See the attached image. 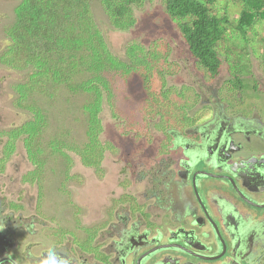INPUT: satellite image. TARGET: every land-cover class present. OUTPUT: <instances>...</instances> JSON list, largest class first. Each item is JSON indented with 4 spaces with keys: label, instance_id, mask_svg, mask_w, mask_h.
Here are the masks:
<instances>
[{
    "label": "rangeland",
    "instance_id": "374dc122",
    "mask_svg": "<svg viewBox=\"0 0 264 264\" xmlns=\"http://www.w3.org/2000/svg\"><path fill=\"white\" fill-rule=\"evenodd\" d=\"M20 2L0 0V56L9 45L6 31L14 24ZM208 3L213 16L221 18L227 8L229 17L226 41L218 47L222 64L215 78L191 55L178 24L166 12L164 0H147L135 6L131 17L134 26L128 30L116 29L105 9L96 6L95 22L107 50L121 61L131 62L127 50L137 46L143 50V60L134 62L136 71L127 78L113 70L104 73L109 92L104 93L98 112L101 132L96 149V152L103 150V157H95L91 167L84 164L93 160L88 162L89 158L76 153L75 148L87 143L83 107L93 103L94 97L72 96L66 87L51 88L47 95L34 91L27 106L38 102L36 106L45 113L50 125L40 139L34 138L31 150L40 161L34 164L24 145V136L15 139L11 136L33 116L28 108L20 107L24 93L17 88L28 86L30 71L11 69L0 59V198L6 212L36 215L41 224L50 223L44 230L55 225L48 218L60 219V227L72 230L76 226L74 215L79 211L76 205L86 206L83 202L86 198L96 197L100 207L86 209L83 216L79 213L83 224L96 226L103 218V204L114 199L120 206L124 201H118L119 187L136 192L148 187V174L160 169L171 157L164 152L170 138H166L168 130L196 123L207 113L205 101L261 107L264 21L256 24L255 32L246 34L249 40L245 41L234 28L241 11L240 1ZM49 95H53L52 100ZM235 100L237 104L233 103ZM66 131L71 134L67 141L75 148L65 150V155H56L52 142ZM68 167L70 177L65 181L63 172ZM74 174L77 176L73 177ZM140 174L147 180L139 185L134 178ZM101 224L104 226V222Z\"/></svg>",
    "mask_w": 264,
    "mask_h": 264
},
{
    "label": "flooded vegetation",
    "instance_id": "af4514ba",
    "mask_svg": "<svg viewBox=\"0 0 264 264\" xmlns=\"http://www.w3.org/2000/svg\"><path fill=\"white\" fill-rule=\"evenodd\" d=\"M204 107L196 123L168 130L171 157L148 187H119L124 201L103 204L96 226L79 216L100 207L96 197L76 205L72 230L52 218L44 230L48 221L6 212L0 198V264H264V103Z\"/></svg>",
    "mask_w": 264,
    "mask_h": 264
},
{
    "label": "trees",
    "instance_id": "16d2710c",
    "mask_svg": "<svg viewBox=\"0 0 264 264\" xmlns=\"http://www.w3.org/2000/svg\"><path fill=\"white\" fill-rule=\"evenodd\" d=\"M20 1L14 24L6 31L9 45L0 59L11 69L30 71L28 86L17 88L24 93L20 107L28 108L33 116L22 128L12 132V139L24 136V145L33 163L40 162L37 161L38 154L31 150L32 144L34 138L40 139L50 125L45 113L36 106L38 102L28 106L27 102L34 91L47 95L51 88L66 87L72 96L85 94L94 97L93 103L83 107L87 143L75 148L67 141L71 134L66 131L61 133L63 137H55L52 152L65 155V150L75 148L76 153L89 158L86 159L88 162L95 157L102 158L103 150L96 152V149L101 132L98 112L104 93L109 92L104 73L113 70L129 77L136 71L134 62L143 60V50L137 46L128 48L127 56L131 62H123L108 51L105 38L95 22V8L105 9L116 29L128 30L134 26L132 9L147 0ZM239 1L241 11L234 28L248 41L246 34L255 32L256 24L264 21V0ZM208 2L210 0H164L166 12L178 24L191 55L215 77L222 64L218 47L226 41L229 17L227 8L221 18L213 16ZM49 96L52 100L53 95ZM93 164L94 160L90 165Z\"/></svg>",
    "mask_w": 264,
    "mask_h": 264
}]
</instances>
